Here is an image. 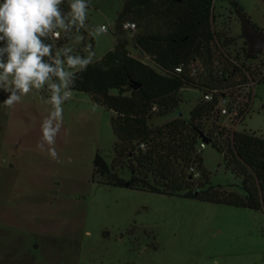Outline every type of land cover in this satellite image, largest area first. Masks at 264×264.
Here are the masks:
<instances>
[{
    "label": "rangeland",
    "instance_id": "1",
    "mask_svg": "<svg viewBox=\"0 0 264 264\" xmlns=\"http://www.w3.org/2000/svg\"><path fill=\"white\" fill-rule=\"evenodd\" d=\"M235 2L264 34V1ZM123 3L91 0L87 23L106 24L107 34L93 39L82 32L85 39L77 41L79 34L72 33L63 46L86 55L84 47L91 40L95 61L99 60L115 45L114 22ZM213 5V29L239 36L236 10L226 0ZM223 19L227 26L221 27ZM235 43L242 45L240 36ZM128 50L146 61L131 47ZM250 62L264 74V44L262 53ZM253 91L251 109L238 129L264 138V82L256 83ZM7 95L0 89V264H264L262 211L93 181L94 156L99 153L109 160L115 136L110 127L113 112L95 104L88 94L73 91L63 105L56 159L37 148L40 124L50 108L40 97L47 93H30L12 108L3 105ZM179 95L178 111L154 118V125L178 114L188 118L200 92L188 87ZM201 161L208 181L204 187L238 191L240 178L225 167L222 155L210 144L201 149Z\"/></svg>",
    "mask_w": 264,
    "mask_h": 264
},
{
    "label": "trees",
    "instance_id": "2",
    "mask_svg": "<svg viewBox=\"0 0 264 264\" xmlns=\"http://www.w3.org/2000/svg\"><path fill=\"white\" fill-rule=\"evenodd\" d=\"M215 1L124 0L114 22L113 49L79 73L73 88L113 112L112 156L107 160L96 153L92 161L91 179L98 185L182 196L264 213V138L252 131L227 130L215 103L201 98L202 87L209 84L225 82L230 86L247 76L254 85L264 82L260 68L250 62L257 55L246 56L245 41L242 39V45L236 47L239 36L231 37L227 29H213ZM226 1L243 15L235 0ZM67 5L65 2L62 8L67 10ZM124 22L134 23L135 28L122 30ZM219 24L227 26L226 19ZM67 41L62 36L57 47ZM129 47L146 61L133 57ZM217 53L224 72L215 78L210 69L209 78L204 80L208 85L202 79L193 80L185 70H175L194 57L209 64ZM188 87L200 92L188 118L178 114L154 125V118L178 111L179 93ZM201 137L222 155L225 167L240 178L238 191L204 187L208 181L198 149Z\"/></svg>",
    "mask_w": 264,
    "mask_h": 264
},
{
    "label": "clouds",
    "instance_id": "3",
    "mask_svg": "<svg viewBox=\"0 0 264 264\" xmlns=\"http://www.w3.org/2000/svg\"><path fill=\"white\" fill-rule=\"evenodd\" d=\"M0 0V89L6 92L3 105L12 108L30 93H47L41 100L50 106L40 124V151L57 158L56 138L64 121L66 101L71 100L79 73L95 62L96 53L86 44V55L71 46L57 47L62 36L73 32L98 39L108 26L87 23L91 0ZM47 146V148H46Z\"/></svg>",
    "mask_w": 264,
    "mask_h": 264
},
{
    "label": "built area",
    "instance_id": "4",
    "mask_svg": "<svg viewBox=\"0 0 264 264\" xmlns=\"http://www.w3.org/2000/svg\"><path fill=\"white\" fill-rule=\"evenodd\" d=\"M134 28L135 24L132 22L121 24V29L125 31ZM218 56L219 53L213 56L209 64L200 57H194L185 66L177 67L175 70L178 73L185 70L190 78L195 81L202 79L203 84H205L207 82L204 80L209 78L210 69L214 71L213 76L215 78H220L223 75L222 61ZM223 56L225 55L223 54ZM246 78V80L236 79L235 83L230 86H226L223 82L220 85L212 86L207 83L209 87H202L201 98L203 101L215 103L221 124L229 131L238 129L239 124L251 109L255 85L248 76ZM204 146L205 143L202 142L198 149L201 150Z\"/></svg>",
    "mask_w": 264,
    "mask_h": 264
},
{
    "label": "water",
    "instance_id": "5",
    "mask_svg": "<svg viewBox=\"0 0 264 264\" xmlns=\"http://www.w3.org/2000/svg\"><path fill=\"white\" fill-rule=\"evenodd\" d=\"M238 14V13H237ZM240 24V38L246 43V56L259 55L262 53L264 34L256 29L244 15H237ZM203 143L209 142L201 137ZM191 178V177H190Z\"/></svg>",
    "mask_w": 264,
    "mask_h": 264
}]
</instances>
